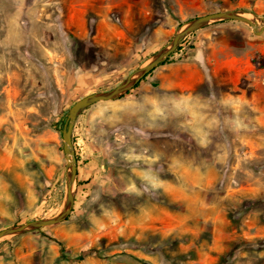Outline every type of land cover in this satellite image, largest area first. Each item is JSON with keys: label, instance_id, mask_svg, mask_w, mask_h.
Here are the masks:
<instances>
[{"label": "rangeland", "instance_id": "rangeland-1", "mask_svg": "<svg viewBox=\"0 0 264 264\" xmlns=\"http://www.w3.org/2000/svg\"><path fill=\"white\" fill-rule=\"evenodd\" d=\"M264 0H0V230L65 203L61 129L188 20ZM68 218L0 264H264V32L215 21L74 122Z\"/></svg>", "mask_w": 264, "mask_h": 264}, {"label": "water", "instance_id": "water-1", "mask_svg": "<svg viewBox=\"0 0 264 264\" xmlns=\"http://www.w3.org/2000/svg\"><path fill=\"white\" fill-rule=\"evenodd\" d=\"M244 14H249L251 17H246ZM222 20H235L242 22L248 25L256 35H260L264 32V17L253 15L247 11H218L192 18L181 25L173 34L171 40L161 49H159L147 63L130 73L116 87L104 93H92L86 95L73 103V105L68 109L65 123L61 129V137L63 141L62 149L66 159V196L62 210L52 218L38 219L23 224L6 227L0 230V239L5 236H14L42 227L61 223L68 218L72 211L74 201L72 185L77 173L76 158L71 137L74 122L82 111L100 101H113L119 99L123 94H125L139 81H141V79H143L150 71L163 63L170 56V54L176 50L177 46L185 36L201 27H204L207 24Z\"/></svg>", "mask_w": 264, "mask_h": 264}, {"label": "trees", "instance_id": "trees-1", "mask_svg": "<svg viewBox=\"0 0 264 264\" xmlns=\"http://www.w3.org/2000/svg\"><path fill=\"white\" fill-rule=\"evenodd\" d=\"M168 59H169V57H168L163 63H161L160 65H164V64L167 62ZM160 65H159V66H160ZM153 70H154V69H153ZM153 70H152V71H153ZM152 71H150V72H149V73H148L143 79H141V81L144 80V79H145V78H146V77H147ZM141 81H139V82L134 86V88L138 87V85L140 84Z\"/></svg>", "mask_w": 264, "mask_h": 264}, {"label": "bare ground", "instance_id": "bare-ground-1", "mask_svg": "<svg viewBox=\"0 0 264 264\" xmlns=\"http://www.w3.org/2000/svg\"><path fill=\"white\" fill-rule=\"evenodd\" d=\"M244 16H246V17H251L249 14H244Z\"/></svg>", "mask_w": 264, "mask_h": 264}]
</instances>
